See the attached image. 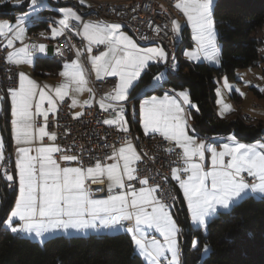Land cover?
<instances>
[{
    "label": "snow or ice",
    "instance_id": "1",
    "mask_svg": "<svg viewBox=\"0 0 264 264\" xmlns=\"http://www.w3.org/2000/svg\"><path fill=\"white\" fill-rule=\"evenodd\" d=\"M83 2V0H82ZM35 7L37 0H31ZM214 0H178L175 7L187 18V23L193 30V39L197 42L198 52H188L189 59H198V53H203L204 58L218 63V46L216 41L215 22L213 19ZM64 19L59 21L61 28L68 27V20H80L71 9L62 10ZM13 28L7 22H0V36L14 33L16 40L23 43L24 30L19 25ZM120 24H105L90 22L83 24V36L90 44H106L107 51L99 55H89L92 70L96 78L105 76L119 77L113 93L103 98L101 108L107 110L115 107L105 101H126L129 98V89L133 82L139 79L141 72L148 66V61H165L166 53L160 48H139L128 36L121 31ZM172 30L179 32L180 25L172 22ZM61 29H53L55 38L62 35ZM43 36L44 34L41 33ZM6 47H13V40L8 39ZM59 51V50H57ZM91 54L92 49H87ZM46 53V46L25 45L14 52H9L6 62L20 65L33 63V53ZM80 53H77L79 57ZM176 65L173 63L172 68ZM65 82L55 88L47 85L39 87L25 73H19V87L9 90L12 104V133L17 145L33 144L37 138L43 140L48 136L55 141V134L46 131L48 113L56 111V101H63L72 91L82 93L91 89L87 88L88 80L83 67L78 59L71 64L64 65L60 73ZM160 81L162 76L154 78ZM224 88L231 90L227 79ZM237 91H239L237 89ZM264 91V89H262ZM55 93V97L50 93ZM218 95L220 91L218 90ZM243 95V93H241ZM37 96L39 102L36 101ZM184 104L191 105L187 92H179ZM47 102L48 108L42 110V105ZM87 103V102H86ZM222 103V101H218ZM78 101L72 99V107ZM195 107V105H191ZM33 108L35 111L33 112ZM228 105H223L222 111H230ZM124 108L116 112L115 119L105 120L108 125H118L120 131L127 132V122L123 119ZM141 119L145 134L149 132L160 133L164 140L174 142L175 147L182 149L181 159L183 167L172 169V178L179 182L187 201L191 214V222L198 229L207 230V225L215 217L218 210L230 211L238 206L245 198L260 196L264 198V144L251 145L239 143L229 137L231 143L223 145V151L217 152L215 148H206L203 141H197L189 136L186 131L185 109L181 103L172 96L165 94L163 98L151 97L140 105ZM81 115V114H77ZM34 116H43L44 124L38 128L34 124ZM173 149H166L171 152ZM205 150L212 153L211 169L205 170L203 165L195 162L204 160ZM35 151L36 155H30ZM58 146L19 147L16 169L19 175V197L15 207L8 216L5 224L13 233L26 234L37 238L62 231L67 234L69 230L77 233H86L88 230L100 232L101 230H125L132 235L136 250L144 257L147 264H163L162 257L168 264H180V250L177 244V235L181 229L173 220L167 210L154 195L159 186L141 187L138 191L125 183L139 180L140 185H148L147 178L137 176L134 165L141 159L133 146L124 141V146L114 150L108 157L115 161L112 164H103L97 161L94 166L84 168L61 165L53 158V154L60 152ZM225 157H229L225 161ZM63 161H77L75 155L64 154L60 157ZM4 160V144L0 140V161ZM122 161V164H121ZM185 173L186 178L181 176ZM242 173L253 177V182L246 181ZM101 177H106L108 195L106 198H94L92 191L86 186V181L104 183ZM11 181V175L6 176ZM114 189H119L113 194ZM125 189H130L124 191ZM20 223L14 225L13 221ZM133 222L126 227L123 222ZM155 229L164 237V244L156 239L149 240L145 229ZM193 248L198 246L193 241ZM207 246L204 252L207 253ZM170 253V259L165 256Z\"/></svg>",
    "mask_w": 264,
    "mask_h": 264
},
{
    "label": "trees",
    "instance_id": "2",
    "mask_svg": "<svg viewBox=\"0 0 264 264\" xmlns=\"http://www.w3.org/2000/svg\"><path fill=\"white\" fill-rule=\"evenodd\" d=\"M213 17L220 45L221 66L206 63H188L180 60L174 74L164 85L170 89L189 91L196 109H191L195 133L203 137L227 136L231 133L240 142L253 144L261 141L264 125H247L237 117L227 121L218 119L216 110L217 82L224 77L235 78L236 71L257 63L262 39L255 35L264 26V0H215ZM10 6H0V15H7ZM190 46V43H188ZM35 73L58 72L63 60L55 57L36 60ZM164 66L151 65L143 73L131 92L130 100L138 101L153 93L154 78ZM163 93V91L158 94ZM233 100L238 101L233 95ZM138 131L139 124L133 123ZM9 137L7 125L3 127ZM5 139V141H6ZM7 192V191H6ZM3 194L0 219L12 204L14 194ZM183 230L181 238L182 264H264V199L245 198L228 213L212 219L207 230H194L188 226L185 209L179 214ZM127 234L90 235L86 237L57 236L43 244L14 235L0 227V264H145L135 254L133 242ZM193 241L198 246L193 248ZM208 248V255L204 247Z\"/></svg>",
    "mask_w": 264,
    "mask_h": 264
},
{
    "label": "built area",
    "instance_id": "3",
    "mask_svg": "<svg viewBox=\"0 0 264 264\" xmlns=\"http://www.w3.org/2000/svg\"><path fill=\"white\" fill-rule=\"evenodd\" d=\"M177 2L178 0L103 1L97 5L95 11L86 14L81 21L69 20L68 27L58 40L51 42L32 32L29 34L28 43L30 46L43 44L53 48V57L59 60L78 59L93 90V103L83 111L81 116L73 115L68 100L60 105L56 114L49 116L47 131L55 134V144L61 149L55 155L57 162L63 167L82 166L84 168L94 166L97 161L108 164L110 161L108 157L113 154L114 150L123 146L124 141L132 143L136 146L141 157L136 164V174L139 178H147L149 183L140 185L138 179L125 183L137 190L141 187L159 186L156 192L158 200L167 206V209H171L179 215L184 208L179 200V182L171 180V173L173 168L184 166L181 159L182 149L175 147V144H169L160 134L144 136L136 128L124 132L104 123L106 119H115L116 112L120 110L121 106L124 108L123 116H128L134 101L130 100L115 107V111L113 108L107 109V111L100 109L98 100L112 94L119 80L115 76L99 80L95 77L88 59L86 42L81 33L85 22L122 24L127 31L131 32L138 44H161L166 48L169 58L164 68L168 70L169 74H174L175 69L172 68L173 63L175 64L174 54L178 50H184L189 43L188 37L185 36L182 39L172 30V22L177 21L183 14L175 7ZM107 48V45L99 44L93 48V55H99ZM78 52L80 53L79 57H77ZM8 53L9 49L4 47V39L0 38V102L4 105V113H2L4 124L8 117L9 90L18 88L19 73H21L18 66L6 62ZM37 54L38 52L33 53L32 57H36ZM156 65H161V61L156 60ZM153 87L158 93L169 91V88L164 84ZM235 103L233 105L235 109L229 116L222 118L217 110H215V115L224 121L237 117L241 122L249 125L253 118L245 111L238 114L239 106ZM249 109L254 112L261 110L257 105H251ZM44 123V119L38 117L35 126L40 127ZM206 138L208 141H215L216 138H223V136ZM214 148L219 149V146L215 145ZM166 149L173 150L169 152ZM5 154L0 171L1 187L3 194L6 191L8 194H13L17 189L16 168L14 167L15 151L8 148ZM64 154L75 155L78 160L63 161L60 157ZM8 175L13 177L11 181L6 179ZM186 175L181 173L183 178H186ZM242 175L249 183L253 182L254 178L249 177L247 173ZM103 185L104 183H92L91 181L88 187L93 194H101L100 188ZM131 225L132 222L125 223L126 227ZM179 238H183L182 228ZM163 264L167 263L163 261Z\"/></svg>",
    "mask_w": 264,
    "mask_h": 264
},
{
    "label": "crops",
    "instance_id": "4",
    "mask_svg": "<svg viewBox=\"0 0 264 264\" xmlns=\"http://www.w3.org/2000/svg\"><path fill=\"white\" fill-rule=\"evenodd\" d=\"M103 1H118V2H120V1H126V0H83V2H82V0H37V4L35 7L32 5L31 0H21V1L18 0L17 2H14V0H0V6L8 4L11 8V10L8 12L7 15H0V22H7L13 28H16L18 21H22V23L19 26L21 28H23V30H24L23 43H21L20 40L15 39L14 33H8L6 36H0V38L4 39V47L6 49H9V52H14L17 49L24 47L25 45L30 46L28 43V39L30 36L29 34L32 32H35L40 37L48 39L51 42L56 41L61 37V35H58L55 38H53L52 30L53 29H61L62 32L64 33L65 29H66V28H61V25L59 24V21L61 19H64V13L62 10L71 9L74 13H76L77 16L80 17L79 21H81V19L84 18V16L86 14H88L89 12L95 11L97 9V5ZM47 8H49V9H47ZM38 11H41V12L38 14ZM69 20H71V19H69ZM69 20H68V22H69ZM72 20H75V19H72ZM85 23H90V22H85ZM113 23H115V22H110V23H106V24H113ZM115 24H119V23H115ZM120 25H121L120 31L123 34H125L126 36H128L130 39H132L133 42L136 43V45L139 48H160V49H163L164 52L166 53L167 58L165 61H161V66H165L167 64L168 58H169V56H168L169 52L166 48H164L161 44H149V45L138 44V42L135 40V38L131 34V32L127 31L122 24H120ZM41 33H43L44 35L42 36ZM81 33L83 35V29H82ZM185 36L188 37V39H189L188 42L190 43V46L188 45L184 50L176 51V53L174 54L175 61H176V58H179V62H180V60H183V61L188 62V63H206L210 67L221 66V57H218V63H217V62H213V61L205 59L203 53H198V56H199L198 59H189L188 56L186 55V53H188L190 51V49H193L194 45H193V42H191L190 34L188 33V29H186V26L183 27L181 38L183 39ZM255 37L260 38L259 37V31L256 33ZM8 39L13 40V47L12 48L6 47ZM85 42H86V45H85L86 49L91 47L92 51H93V48H95L96 46L99 45V44H90L87 39H85ZM104 45H106V44H104ZM87 53H88V51H87ZM219 53H220V51H219ZM89 55L95 56V55H93V52H91V54L88 53V56ZM48 58H53V48H51V47H46V53H44V54L38 53L36 57H32L33 63L31 65L20 64V65H16V66H18L20 68L21 72L25 73L39 87H43V86L47 85L49 88H55V87L59 86L61 83L65 82V78L60 75V73L62 71H64V65L65 64H71L76 59L63 60L61 69L58 72H54L53 74L52 73H44L45 74L44 76H37L36 74H34L35 68H36V62H37L36 60L48 59ZM89 62H90V59H89ZM151 65H156V60L148 61V66L141 72L139 79L134 81L132 87L129 89V98L126 101H119V102L105 101V107H107V105L109 103L113 104L114 107H117V106L123 105V104L127 103L128 101H130V98H131L130 96H131V92L133 91V88L137 85V82L140 81L143 73L147 71L146 69L149 68ZM90 66L92 69L91 62H90ZM175 71H176V69H175ZM92 72L94 73V75L96 77V73L93 70H92ZM105 77H112V76H105L102 74V78H105ZM117 78L119 80V77H117ZM225 79H226L225 77H224V79L223 78L220 79V82L221 81L224 82ZM227 82H228V79H227ZM89 84L90 83L88 81L87 88H90L92 90V87ZM71 88H75V85H71L70 90H69V95L66 96L63 101H60V100L56 101V111L54 113L49 112L48 116L56 114V112L59 110L60 105L64 101H67V100L70 104V108H71L73 115L75 117L81 116L84 113L83 111L87 107L92 105V103H93V98H92L93 97V90L91 91V93L88 91H84L82 93H77V92L72 91ZM179 92H187V94L189 93V91L186 89H180V90L170 89L168 92H163L161 94L157 93L158 95L150 94L151 96L148 95L149 97L146 96V97L140 98L137 102L134 101V105L129 109L130 110L129 115L123 116V118H125V117L127 118V121H128L127 123H129L128 131L133 129L134 128L133 123L137 122L139 124V129H140L139 133L141 135L152 136L155 134H160V133H153V132H149V133L145 134L143 122L141 119L140 105L144 102V100H150L151 97H153V96H155L157 98H163L165 94H168L169 96L175 97L181 103V106L185 109V118H186V124H187L186 131H187L188 135L192 136L197 141V143L203 141L204 144L206 145V148H214V146L217 145V146H219V149H216V151L217 152L223 151V145L231 143V141L229 140V137L228 138H224V137L223 138H216L215 141H208V139L206 137H203L200 134L195 133V130L193 129L192 121H191V119H192L191 118V109H196V107L191 106L194 104L191 101L190 94H188V96H189V99L191 101V105L183 103L182 99L177 96V93H179ZM50 95L55 97L54 92L50 93ZM234 95L237 97L238 102L241 103L239 96L237 94H234ZM258 95H259V93H258ZM73 98H75L78 101V104L75 107L71 106ZM103 98H105V97H102L98 100V105H99L100 109L105 111L104 108H101V106H100V102ZM7 101H8V113H7L8 117H7L6 124H4L3 115H2V113H4V105L2 102H0V140H2L3 144H4V157L6 156L5 153L7 152L8 148L14 149V151H15V166L14 167L16 168V161L18 159V148L19 147H31L34 149L35 147L41 146V145H43V146H56V144H55L56 139H55V141H52L49 139L48 136H45L42 141L37 138V140H35L33 142V144H30V145H17V143L13 139V133H12V119H13V117L11 114V110H12L11 97H9V100H7ZM38 102H39V97L37 96L36 101L34 103H38ZM234 102H236V101L234 100ZM218 105H219V103L217 102V97H216L215 107H216L218 114L222 118L229 116L233 112V111L232 112L222 111V108H221L222 106H218ZM217 106H218L219 110L217 109ZM47 108H48V105H47V102L45 101V103L42 105V110L47 109ZM108 109H112V108H108ZM34 111H35V108H33V112ZM78 113L81 115H77ZM258 116H264V115H258ZM38 117L43 118V116H34V124L35 125H36V120ZM106 120H108V119H106ZM6 125H7V128L9 130L8 139L5 138V134L3 133V129H4L3 127ZM106 125H108V124H106ZM108 126L118 128L115 124L114 125H108ZM35 127L38 131L39 127H37V126H35ZM46 131H47V128H46ZM51 134H53V133H51ZM5 139H6V141H5ZM234 140L236 142H239V143L248 144L245 142H240L237 139H234ZM167 142L169 144H174V142H169V141H167ZM130 144L133 146L136 153L138 154V150L136 149V146H134L132 143H130ZM251 145H261V144H254L253 143ZM118 149H116V150H118ZM257 150L261 151L264 149H260L258 147ZM30 155H36L35 151H32L30 153ZM55 155H56V153L53 154L54 159H55ZM211 157H212V153L210 151L205 150L203 161H199L196 158H194V160H195V162L201 163L205 170H210L211 166H212L211 165ZM228 159H229V157H225V161H227ZM2 162L3 161H0V171L2 169V167H1ZM112 163H115V161L110 160L108 162V164H112ZM121 164H122V161H121ZM136 164L134 165V167H136ZM61 167H63V166H61ZM101 179L104 180V185H103V187L100 188V190H102V193L101 194H93L94 198H97V199L106 198L107 195L109 194L108 189H107V184H108L107 178L101 177ZM15 180H17V189H16V192H14L15 194H14L12 204L10 205V208L7 211V214L3 218L0 219V227H3L6 230H9V232H11V230L7 228L5 221L7 220L11 211L14 209L16 200L19 197V175H18L17 169H16V179ZM171 180L175 181L172 178V176H171ZM126 181H127V178L125 177V182ZM90 182H91V180L86 181L87 187L89 186ZM118 191H122V190L114 189L113 194H115ZM124 191H127V189H125ZM178 193H179V200L181 201L182 207L185 209V213H186L187 218H188V224H189L188 226H191V228L194 230H201L203 233H205L206 231L203 228L198 229L195 225L192 224L191 214L188 210L187 201L184 197L183 191L180 189L179 186H178ZM154 195L157 198L156 193H154ZM254 197L261 198L258 195L254 196ZM261 199H264V198H261ZM2 202H3V189L1 187V180H0V208L2 206ZM167 210L171 214L173 220L177 223V225L181 229V226L179 225L180 224L179 215L174 213V211L171 209H167ZM223 212L227 213V211H225L223 209L218 210L215 217H217L219 214H221ZM214 218H212V219H214ZM127 222H130V221H125L123 223L125 224ZM13 223H14V225H17L20 222L18 220H14ZM145 232H146L147 238L149 240L154 238L157 241H159L161 244L165 243L164 237L159 232H157L154 228L153 229H145ZM13 234L17 235L19 237L27 238L31 241L38 242L39 244L44 243L45 241L47 242L48 239H51V238H54L57 236H59V237L64 236L67 238H70V237L73 238V237H86V236H90V235L127 234L132 239V235L125 230H119V231L101 230L100 232L88 230L86 233H77L74 230H69V232L67 234L63 233L62 231H58L54 234L47 235L43 239L37 238L34 236H28L26 234H20V233H13ZM179 237H180V233L177 235L176 239H177V244L179 246V250L182 251L181 239ZM131 241L133 242V240H131ZM133 248H134L135 254H137L143 260V262L145 264H147V261L144 259V257L142 255H140V253L136 250L134 243H133ZM165 256L170 259L171 254L165 253ZM162 261H164L168 264L167 259H165L163 257H162ZM179 261H180V264H182V252H180Z\"/></svg>",
    "mask_w": 264,
    "mask_h": 264
},
{
    "label": "rangeland",
    "instance_id": "5",
    "mask_svg": "<svg viewBox=\"0 0 264 264\" xmlns=\"http://www.w3.org/2000/svg\"><path fill=\"white\" fill-rule=\"evenodd\" d=\"M18 0H14V2H17ZM21 1V0H19ZM215 1V0H214ZM214 7V4H213ZM49 9V8H47ZM44 10V9H43ZM41 11H38V14ZM214 19V17H213ZM177 22L180 25V30L179 32H175L177 34L178 37H182V30L183 27L186 26V29H188V33L190 34V39L191 42H193V49H190L189 52H198V45L197 42L193 39V30L191 28V26L187 23V18L182 14L181 17L178 18ZM215 22V20H214ZM216 26V23H215ZM216 31V41H217V46L218 49L220 51V45H219V41H218V35H217V28H215ZM259 37L260 39H262V45L259 48V59L257 61L256 64L246 68V69H240L236 71V75L235 78L228 80L229 85L231 86V90L224 88V82H217V87L214 93H216V97H217V102L218 101H222V103H219L218 106H222L221 108H223V105H228L230 106L231 110L230 112H232L235 109L234 105V100H233V95L237 94L241 100V103H239L238 101H236L235 104H237V106H239V110L237 111L238 114H241V112L245 111L249 116H251L252 121H251V125L255 124V125H264V116H258V115H264V91H262V89H264V27L259 29ZM136 40V39H135ZM137 41V40H136ZM218 57H220V54L218 52ZM175 65L176 67H178L179 65V58H176L175 61ZM175 67V69H176ZM216 67V66H214ZM160 76H162V79L160 81H156L154 79V81H152V86H160L162 84H164V81H167L169 79V73L168 70L163 68L162 72L160 73ZM237 89L239 91H237ZM218 90L220 91V95H218ZM241 93H243V95H241ZM259 93V95H258ZM152 95H158L157 93H153ZM151 96V95H149ZM147 96V97H149ZM134 105V103H133ZM251 105H257L261 108L260 111L258 112H254L251 111L249 108ZM217 106V109H218ZM219 110V109H218ZM234 118V117H232ZM124 121H127V118H123ZM249 124V125H250ZM118 127V125H116ZM119 128V127H118ZM127 128H129V123H127ZM228 137H232L234 139H236L235 134L231 133L227 136H224V138H228ZM263 141H257L254 144H263ZM243 174V173H242ZM259 198V197H257ZM230 211H227V213ZM225 213V212H223ZM43 244V243H41ZM209 251H207V253H205L206 255H208Z\"/></svg>",
    "mask_w": 264,
    "mask_h": 264
},
{
    "label": "water",
    "instance_id": "6",
    "mask_svg": "<svg viewBox=\"0 0 264 264\" xmlns=\"http://www.w3.org/2000/svg\"><path fill=\"white\" fill-rule=\"evenodd\" d=\"M261 141L264 142V134H263L262 137H261ZM263 144H264V143H263Z\"/></svg>",
    "mask_w": 264,
    "mask_h": 264
}]
</instances>
